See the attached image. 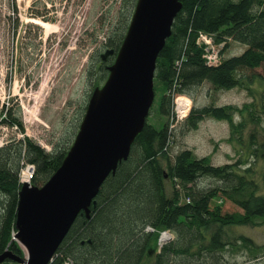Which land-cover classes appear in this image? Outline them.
<instances>
[{
    "label": "trees",
    "instance_id": "trees-1",
    "mask_svg": "<svg viewBox=\"0 0 264 264\" xmlns=\"http://www.w3.org/2000/svg\"><path fill=\"white\" fill-rule=\"evenodd\" d=\"M130 1L134 8L137 0ZM179 2L182 9L156 59V126L147 119L128 159L104 181L95 208L88 217L83 213L76 217L49 264H64L65 260L72 264H141L152 247L153 264H225L223 254L240 248L247 253V263L264 258V245L257 246L242 235L232 237L237 227L264 226V193L254 177L256 164L264 163V92L257 100L251 96L252 102L242 107L198 106L193 96L204 84L212 92L242 89L246 81H252L244 72L261 70L264 80V0ZM130 21L105 39L103 53L114 52L108 62L99 58L89 68L95 89L108 79L107 68L115 60ZM200 34L219 46L218 65L203 59L204 48L197 44ZM230 42L246 49L241 55L224 57ZM177 95L191 98L194 105L188 117L173 127ZM17 113L0 104V128H16L24 135ZM207 119L229 125L230 142L239 151L234 164L215 166L210 157L198 158L192 150L171 156L176 132L184 137ZM69 149L59 139L47 153L27 136L0 146V256L10 252L19 259L25 257L21 246L12 241L20 174L33 166L29 185L42 187L60 168ZM261 183L264 186V173ZM215 199L229 201L240 212L224 213L221 206L213 205ZM166 231L174 239L157 248L159 233ZM1 264L16 263L6 259Z\"/></svg>",
    "mask_w": 264,
    "mask_h": 264
},
{
    "label": "rangeland",
    "instance_id": "rangeland-1",
    "mask_svg": "<svg viewBox=\"0 0 264 264\" xmlns=\"http://www.w3.org/2000/svg\"><path fill=\"white\" fill-rule=\"evenodd\" d=\"M134 10L130 0H0V104L18 111L25 133L21 135L16 128L1 127L0 146L9 139L27 136L47 153L59 139L71 147L95 90L94 81L88 75L89 68L103 53L105 39L115 30H122ZM32 19L47 23V32L44 27L30 23ZM245 49L241 44L230 42L224 57L241 55ZM244 74L252 81L245 80L242 89L212 92L210 86L204 84L194 92L195 103L198 106L213 103L219 107H242L253 98L257 100L264 92V80L260 79L262 71ZM177 96V100H173L176 112L183 114L182 109L188 103L181 97L184 95ZM189 99L192 109L194 103ZM153 107L148 122L156 126L158 119ZM186 117L188 115L183 120ZM229 137V125L225 121L203 120L197 130L184 137L176 132L170 154L174 156L180 150H192L198 158L210 157L212 165L234 164L239 151ZM28 167L34 169L31 165ZM263 173L264 163L258 162L254 177L260 183L262 193ZM31 177L21 183H28ZM213 205L221 206L224 213L239 211L229 201L215 199ZM162 233H159L157 248L174 239L160 244ZM232 233V237L242 235L257 246L264 245V226H240ZM151 250L141 264H153L155 249L152 247ZM223 255L225 264H264V258L247 263V253L241 248Z\"/></svg>",
    "mask_w": 264,
    "mask_h": 264
},
{
    "label": "water",
    "instance_id": "water-1",
    "mask_svg": "<svg viewBox=\"0 0 264 264\" xmlns=\"http://www.w3.org/2000/svg\"><path fill=\"white\" fill-rule=\"evenodd\" d=\"M127 33L109 77L96 88L67 156L42 187L22 183L18 193L15 241L27 254L0 256L16 264H49L76 217L89 216L109 176L131 152L142 133L156 94V59L171 36L182 6L179 0H137ZM114 52H104L105 63ZM163 241H167L163 239Z\"/></svg>",
    "mask_w": 264,
    "mask_h": 264
},
{
    "label": "built area",
    "instance_id": "built-area-1",
    "mask_svg": "<svg viewBox=\"0 0 264 264\" xmlns=\"http://www.w3.org/2000/svg\"><path fill=\"white\" fill-rule=\"evenodd\" d=\"M197 44L199 46H201L202 48H204L203 59L206 60L207 64H209L211 66H216L219 64L218 53H219L220 48H219V46L218 47L214 46L213 41L211 40L210 37L205 36L203 34H200L198 36ZM181 97L184 99L185 102L188 103V106L182 109V110H184L183 114L182 113L179 114L176 112V107L174 104L175 102H173V104H174L173 115H174V123L175 124H177L179 121L183 120L184 117L189 114V111L191 109V103H189L190 99L189 98L187 99L185 96H181ZM175 99L177 100V98H175ZM33 171H34L33 168L31 169L30 167L27 166V168L23 171V173H21V174H23V175H21L22 176V178H21L22 182L28 181L29 180L28 178H30ZM165 233H167V235ZM163 236H166V238H164L166 240L172 239L171 233L166 231V232L161 234V239L159 241L160 244L162 242H165V241H163ZM64 264H72V263L69 260H65Z\"/></svg>",
    "mask_w": 264,
    "mask_h": 264
},
{
    "label": "bare ground",
    "instance_id": "bare-ground-1",
    "mask_svg": "<svg viewBox=\"0 0 264 264\" xmlns=\"http://www.w3.org/2000/svg\"><path fill=\"white\" fill-rule=\"evenodd\" d=\"M30 23H35V24H38V25H40V26H42V27H44L45 29H46V32H47V30H48V24L47 23H42V22H40L39 20H37V19H32V20H30ZM164 238H166V236H163V239Z\"/></svg>",
    "mask_w": 264,
    "mask_h": 264
},
{
    "label": "flooded vegetation",
    "instance_id": "flooded-vegetation-1",
    "mask_svg": "<svg viewBox=\"0 0 264 264\" xmlns=\"http://www.w3.org/2000/svg\"><path fill=\"white\" fill-rule=\"evenodd\" d=\"M105 63H107V61Z\"/></svg>",
    "mask_w": 264,
    "mask_h": 264
}]
</instances>
